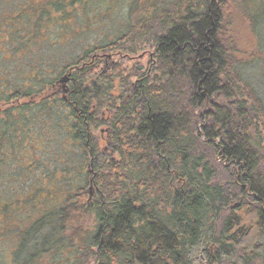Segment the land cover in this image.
<instances>
[{
	"label": "trees",
	"instance_id": "1",
	"mask_svg": "<svg viewBox=\"0 0 264 264\" xmlns=\"http://www.w3.org/2000/svg\"><path fill=\"white\" fill-rule=\"evenodd\" d=\"M84 4L2 8L0 42L16 61ZM261 6L131 0L124 32L54 78H0V264H264V104L236 59ZM64 123L87 170L42 213L69 170L44 173L36 140Z\"/></svg>",
	"mask_w": 264,
	"mask_h": 264
},
{
	"label": "rangeland",
	"instance_id": "2",
	"mask_svg": "<svg viewBox=\"0 0 264 264\" xmlns=\"http://www.w3.org/2000/svg\"><path fill=\"white\" fill-rule=\"evenodd\" d=\"M27 1L31 7L51 0ZM27 1L0 0V10L4 8L8 12L13 10L15 13L21 11ZM68 1L66 0V2ZM130 1L85 0V4L79 6L71 15L69 12V17L63 20L65 24L61 22L62 25H57L50 22L48 29L44 30L43 35H40V40L36 46L33 45L30 53L19 55L20 57L16 56V61H12V57H10L14 51L13 46L4 41L0 42L3 45L0 46V78L8 77L12 83H17L18 87L22 88L24 81H27L23 70L33 67L44 68L47 74L54 78L56 69H60L69 64L71 60L82 56L86 50L99 47L110 39L114 40L124 32ZM261 8L260 15L255 17L254 32L243 19H237L239 49L236 59L240 62L238 73L255 90L264 104V7L261 6ZM5 28L6 25L0 26V36L6 33ZM141 56V58L144 57L143 54ZM69 123L71 125L72 120ZM68 128L69 126L64 123L54 138L50 139L49 135H45L46 140L43 137L36 140L45 143V148L41 147L42 151L35 158V161L41 166L39 168L46 170L44 173H58V176H61L64 169L69 170L64 171L62 176V180L68 179L65 181L67 186L65 188L63 186L61 191L57 190V197L52 194L46 199L47 207L42 209V213L51 211L55 205L61 203L67 191L74 192L85 178L84 173L87 167H81V162L77 158L80 151L76 144L70 140L72 135L67 133ZM65 158L68 160L69 167L62 164V160ZM90 169L93 170L91 175L94 176L95 168L90 167ZM38 174L40 175V172ZM92 194L94 195L95 191H92Z\"/></svg>",
	"mask_w": 264,
	"mask_h": 264
},
{
	"label": "flooded vegetation",
	"instance_id": "3",
	"mask_svg": "<svg viewBox=\"0 0 264 264\" xmlns=\"http://www.w3.org/2000/svg\"><path fill=\"white\" fill-rule=\"evenodd\" d=\"M103 64L107 66V65H108V61L105 60V61L103 62Z\"/></svg>",
	"mask_w": 264,
	"mask_h": 264
},
{
	"label": "bare ground",
	"instance_id": "4",
	"mask_svg": "<svg viewBox=\"0 0 264 264\" xmlns=\"http://www.w3.org/2000/svg\"><path fill=\"white\" fill-rule=\"evenodd\" d=\"M97 170V169H96Z\"/></svg>",
	"mask_w": 264,
	"mask_h": 264
}]
</instances>
